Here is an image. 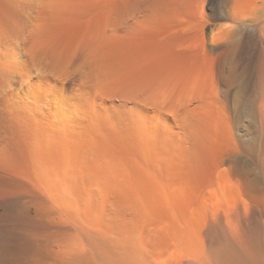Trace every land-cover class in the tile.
Here are the masks:
<instances>
[{
    "label": "rangeland",
    "instance_id": "1",
    "mask_svg": "<svg viewBox=\"0 0 264 264\" xmlns=\"http://www.w3.org/2000/svg\"><path fill=\"white\" fill-rule=\"evenodd\" d=\"M132 1L0 0V226L11 254L37 229L51 248L32 264H95L97 232L125 239L130 192L162 186L169 153L205 149L164 171L200 189L264 147L244 141L264 137V0Z\"/></svg>",
    "mask_w": 264,
    "mask_h": 264
},
{
    "label": "bare ground",
    "instance_id": "2",
    "mask_svg": "<svg viewBox=\"0 0 264 264\" xmlns=\"http://www.w3.org/2000/svg\"><path fill=\"white\" fill-rule=\"evenodd\" d=\"M148 46L151 48L154 44L151 43ZM96 49L98 48L96 47ZM29 54L31 55V53ZM51 92L53 91L51 90ZM14 98L13 96L12 99ZM71 113L73 112L71 111ZM199 139L195 141V144L198 146L203 142L204 138L203 140L201 139L202 141ZM244 141L251 144L254 142L259 143L260 146V144L264 143V137L256 139L248 138ZM204 144L202 143L201 145ZM261 147L246 152L248 163H241L240 157L237 156L228 160V167L226 169L219 170L216 167L210 174L209 184L200 189L188 183L174 185V181L172 182L171 179L174 178V172L173 174H168L164 171L170 170L171 172V170L175 169L178 171V169L188 170L192 168L196 171V169L202 168L208 162L207 155L204 152L205 149H202L203 152L199 150L201 149L199 147V149L195 148L196 150L187 153H169L168 158L173 159V162L164 163L163 167H169L170 169H163L161 171V174L164 176L162 186L157 187L158 185L154 186L155 184L151 182H145L140 187L141 194L138 197L135 196L139 199H136L138 202H135L133 190L130 192V202L128 204L130 212L127 220L125 239L116 241L114 238L109 237L111 234L108 237L104 235L106 236L104 239L102 233L96 231V244L93 254L95 264H264V147ZM152 173L154 172L152 171ZM140 174L142 177L144 173ZM180 174L182 173L180 172ZM170 176L172 177L170 178ZM176 177L178 176H175L177 180ZM182 179L184 180V177ZM178 180H180L179 177ZM188 180L185 181L188 182ZM9 197L11 198V196ZM6 199H0V206L9 203L11 200ZM28 212L25 208L15 209L9 212L7 216L10 219L20 218L29 221L30 216ZM33 214L35 213L33 212ZM36 232V228L27 224L24 229H20L19 243L21 250L17 254H11L7 249V243L10 240L16 239L15 233H18L17 228L14 225H1L0 264H32L34 256L37 255L36 257L38 258V255H43L46 249H50L51 247L45 248L39 244L37 245L34 239Z\"/></svg>",
    "mask_w": 264,
    "mask_h": 264
}]
</instances>
